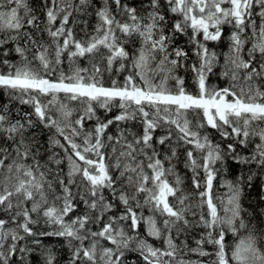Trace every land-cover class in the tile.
<instances>
[{
  "label": "snow or ice",
  "instance_id": "obj_1",
  "mask_svg": "<svg viewBox=\"0 0 264 264\" xmlns=\"http://www.w3.org/2000/svg\"><path fill=\"white\" fill-rule=\"evenodd\" d=\"M0 89V264H264V0H0Z\"/></svg>",
  "mask_w": 264,
  "mask_h": 264
},
{
  "label": "trees",
  "instance_id": "obj_2",
  "mask_svg": "<svg viewBox=\"0 0 264 264\" xmlns=\"http://www.w3.org/2000/svg\"><path fill=\"white\" fill-rule=\"evenodd\" d=\"M137 4L140 3V0H135ZM31 5L34 8L39 9L41 0H30ZM177 44L181 47L187 48L188 45L186 44V38L185 37H179L177 40ZM222 47V45H221ZM13 59H16L13 57ZM82 63H85L82 61ZM181 75H185L184 70L182 69L180 71ZM211 80L215 81V77H211ZM186 83L191 85V73L188 72L186 75ZM189 90L192 91L193 89L191 86L189 87ZM9 102V98L5 92V90L0 89V107H2L4 104H7ZM13 108L20 107L23 111H30L28 106H19L15 102L11 105ZM101 116L104 115V113L101 111L99 113ZM109 131H114V128H110ZM218 138V137H217ZM42 140L45 139V137H41ZM240 166L233 164L230 171L228 178H235L234 172L235 170H238ZM261 197H264V183H262L260 180H256L253 184V187L251 189L246 190V206L251 205L252 207L256 208L258 211L260 208H264V201L261 200ZM44 244L48 245L49 247L55 249H60L58 251L57 256L60 264H65L66 260V250L61 248L62 241L57 240L56 238H43ZM32 264H38L37 259H32ZM129 264H132V261H129Z\"/></svg>",
  "mask_w": 264,
  "mask_h": 264
},
{
  "label": "rangeland",
  "instance_id": "obj_3",
  "mask_svg": "<svg viewBox=\"0 0 264 264\" xmlns=\"http://www.w3.org/2000/svg\"><path fill=\"white\" fill-rule=\"evenodd\" d=\"M220 191H221V192H223V191H224V189H220Z\"/></svg>",
  "mask_w": 264,
  "mask_h": 264
},
{
  "label": "flooded vegetation",
  "instance_id": "obj_4",
  "mask_svg": "<svg viewBox=\"0 0 264 264\" xmlns=\"http://www.w3.org/2000/svg\"><path fill=\"white\" fill-rule=\"evenodd\" d=\"M222 47H223V45H222Z\"/></svg>",
  "mask_w": 264,
  "mask_h": 264
}]
</instances>
